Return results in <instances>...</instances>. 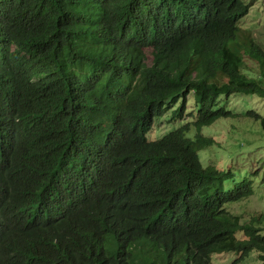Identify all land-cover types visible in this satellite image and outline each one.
I'll return each instance as SVG.
<instances>
[{"label":"trees","instance_id":"1","mask_svg":"<svg viewBox=\"0 0 264 264\" xmlns=\"http://www.w3.org/2000/svg\"><path fill=\"white\" fill-rule=\"evenodd\" d=\"M249 7L0 0V264H264V217L227 210L251 182L226 189L232 172L200 157L220 119L264 136V116L223 104L264 98V49L237 25Z\"/></svg>","mask_w":264,"mask_h":264},{"label":"rangeland","instance_id":"2","mask_svg":"<svg viewBox=\"0 0 264 264\" xmlns=\"http://www.w3.org/2000/svg\"><path fill=\"white\" fill-rule=\"evenodd\" d=\"M250 4L248 14L238 22L264 49V0H245ZM233 48V47H231ZM249 67L255 69L256 63L245 58ZM150 60V58H148ZM226 109L243 115L252 110L264 116V98L254 95L235 94L223 100ZM193 113V104L188 97L184 120ZM169 114L157 120L151 131L152 138H161L171 131L174 123H168ZM179 124V123H178ZM177 126V125H176ZM203 136L214 143L200 152L204 166L211 164L219 170H230L233 177L225 183L226 189L234 184L249 180L253 195L227 206L231 213L239 215L242 221L249 222L252 217H264V136L257 123L248 118L220 119L209 127L201 129ZM233 254H213L211 264H230ZM242 264H258L256 256L250 255Z\"/></svg>","mask_w":264,"mask_h":264}]
</instances>
